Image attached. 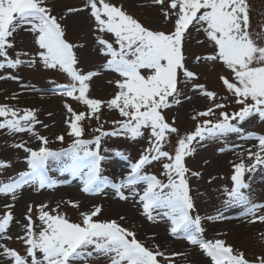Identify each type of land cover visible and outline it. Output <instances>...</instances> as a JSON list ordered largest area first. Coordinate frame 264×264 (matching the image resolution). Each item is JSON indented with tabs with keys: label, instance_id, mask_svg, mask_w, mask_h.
I'll return each mask as SVG.
<instances>
[{
	"label": "snow or ice",
	"instance_id": "1",
	"mask_svg": "<svg viewBox=\"0 0 264 264\" xmlns=\"http://www.w3.org/2000/svg\"><path fill=\"white\" fill-rule=\"evenodd\" d=\"M153 3L165 5V0H153ZM90 15L95 20L99 33L110 34L114 39L97 37L102 46V55L109 57L104 68L118 74L116 81L119 89L113 99L107 102L109 109L119 111L123 120L116 121L118 130L102 132V136L130 134L131 139L144 136V130H150V147L135 163H131L127 177L119 184H111L120 199L126 200L121 189L128 188L133 196L139 197L143 214L152 221L153 213L167 217L171 222L170 235L186 239L190 244L198 246L210 257L211 264H249L243 253L234 252L223 240H205V229L199 216L193 217L194 204L189 194L186 178L185 156L194 151L190 146L193 141H203L242 133V129L233 121L244 122L257 115L264 120V43L257 42L250 32V15L247 0H168L163 10L166 20L172 19L173 31H153L144 27L132 15L107 0H87ZM80 11L69 9V12ZM190 28L203 31L215 49L214 55L196 57L207 61H220L232 73V80L221 76L226 89L235 97L240 105L237 112L229 114L221 111L215 121L206 119L198 124L195 131L178 140L174 156L164 148L166 136L178 130L171 126L162 114V110L171 107L172 102L179 104V76L186 80L196 79V74L186 67L184 42L190 34ZM18 30L33 34L35 43L41 50L39 55L46 68L59 69L70 77L71 83L58 85L59 94L72 97L85 104L92 116L96 115L103 102L89 99L88 81L99 75V72L83 74L78 64L74 45L65 39V29L57 16L47 6V0H0V57L7 60L9 68H16L21 60H8L7 49L14 47L9 38ZM264 41V33L258 34ZM5 64L0 63V69ZM16 79L15 77H11ZM203 95L216 100V93L204 90L203 85H196ZM78 93V95H76ZM225 104L215 103L207 111L200 112L201 117L216 115V109H224ZM69 112L73 110L68 108ZM70 122L69 136L74 137L68 149L54 151L48 147V140L41 139L37 150L25 148L29 153L27 166L29 171L20 173L18 178L0 184V194H12L24 185H36L40 188L55 186L47 175L50 162L63 164L66 170L78 172L83 177L85 192L100 190L107 185L106 178L101 177V161L104 159L99 151L89 150V144L100 147L101 137L95 141L81 139L84 134L80 121L86 118L84 113L75 114ZM0 129L12 132L31 131L30 124L36 121L35 114L26 110L23 115L0 106ZM100 131V129H97ZM259 151L248 150V158L253 160L250 166L243 161L234 165L231 176L232 188L227 191L226 207L244 206L245 216L264 222V214L257 213L264 209V204L253 203L245 191L250 185L245 182L246 172H252L257 165H264V136H255ZM63 142L64 137H57ZM17 147H23L18 145ZM118 155L123 156L122 153ZM127 159V157H124ZM163 163L166 181L154 174H147V166L154 161ZM9 165L0 162V168ZM198 175V173H193ZM141 186L137 190V186ZM73 207L78 205L72 204ZM41 206L38 219L39 231L35 230L31 215L26 217V235L22 237L26 247V255L15 250H4V255L14 259V264H90L92 259L107 258L110 264H161L163 258L169 261L165 253L146 247L136 234L121 226L115 220L103 221L93 219L101 213L100 207L90 212L81 213V222L74 223L57 212L52 215ZM56 211V210H54ZM28 212H32L29 207ZM209 219H213L209 217ZM13 221L10 211L0 217V232L6 231ZM179 255V254H174ZM264 264V258L260 259Z\"/></svg>",
	"mask_w": 264,
	"mask_h": 264
},
{
	"label": "rangeland",
	"instance_id": "2",
	"mask_svg": "<svg viewBox=\"0 0 264 264\" xmlns=\"http://www.w3.org/2000/svg\"><path fill=\"white\" fill-rule=\"evenodd\" d=\"M107 2L122 7V10L132 15L144 27L153 31L169 33L173 31L172 19L166 20L163 10L165 5H157L153 0H107ZM250 15V32L257 42L258 34L264 33V0H247ZM47 6L52 14L57 16L65 29V39L74 45L78 64L76 67L83 73L99 72L93 77L86 93L89 99L99 100L102 103L100 111L96 114L99 119L92 116L90 109L82 102L59 94L58 85L71 83L66 73L57 69L46 68L40 58L39 46L35 43L33 34L18 30L9 38L14 47L7 49L8 60L22 61L16 68H9L7 60L0 57V63L5 67L0 69V106H7L23 115L26 110L35 114L36 121L30 124L31 131L12 132L0 129V162L9 165L0 168V184L18 178L20 173L29 171L27 157L24 149L37 150L41 146V139L48 140V147L54 151L68 149L74 137L69 136V124L74 120L75 114L84 113L86 118L79 123L84 134L81 139L95 141L100 136V147L89 144V150L99 151L104 157L101 161V177L106 178L107 185H101L100 190L83 191V177L80 173L66 170L63 164L50 162L47 173L55 186L47 185L40 188L36 185H24L19 189L15 198L12 194H0V217L10 211L13 221L9 228L0 232V264H14V259L4 255L5 248L15 250L26 255V247L22 237L26 235L28 221L26 217L32 216L35 230L39 231L38 219L41 206L52 215L57 212L71 222L80 223L81 213L90 212L100 207L98 217L103 221L115 220L121 226L136 234V238L146 247L165 253L169 261L161 260V264H211L210 257L196 245L190 244L186 239L170 235L171 222L162 215L153 213L155 219L150 221L143 214L139 197L133 196L128 188L121 191L127 197L120 199L111 184H119L130 171L131 163H135L141 154L150 147V130H144V136L131 139L130 134L123 133L115 136H102V132H112L120 128L116 121L123 120L119 111L109 109L107 102L115 97L119 89L116 81L118 74L106 70L104 65L109 57L102 55L97 37L114 39L110 34L99 33L96 30L95 20L90 15L87 0H47ZM69 9L80 11L69 12ZM186 67L196 74V79L186 80L179 76V104L172 102L171 107L162 110L165 120L178 131L166 136L164 148L174 156L178 140L195 131L198 124L206 119L213 121L219 118L221 111L229 114L239 111L240 105L235 103V97L226 89L221 76L232 80V73L220 61H207L196 57L215 54L213 44L208 41L205 33L190 28V34L184 42ZM15 77L16 79H12ZM196 85H203L204 90L216 93V100L212 101L202 94ZM78 95V93H76ZM215 103L225 104L224 109H216V115L201 117L198 114L207 111ZM71 107L72 112L68 111ZM4 118H0L3 122ZM242 129V133H232L227 136L193 141L191 155L185 156L184 164L189 170L186 178L189 184V194L194 204L191 212L193 217L201 218V225L205 229V240H223L230 245L234 252L243 253L249 264H260L264 258V222L245 216L244 206L226 207L229 191L233 182L234 165L243 161L247 166L253 163L248 158V150L259 151L258 140L255 136H264V120L258 114L246 119L244 122L233 121ZM100 129V131H97ZM63 136L61 142L57 137ZM23 145V147H17ZM122 153L123 156L118 155ZM124 157H127L125 159ZM168 162L154 161L147 166V174H154L165 180L162 164ZM198 173V175H193ZM245 182L249 189L243 190L250 195L253 203L264 204V165H257L252 172H246ZM141 186H137L140 190ZM72 204L78 205L73 207ZM29 207L32 212L29 213ZM56 210V211H54ZM264 214L261 209L257 215ZM212 217L213 219H209ZM179 254V255H174ZM88 264V262H84ZM90 264H110L107 258L92 259Z\"/></svg>",
	"mask_w": 264,
	"mask_h": 264
}]
</instances>
